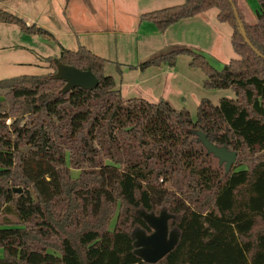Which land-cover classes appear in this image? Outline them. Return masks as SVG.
<instances>
[{"label": "trees", "instance_id": "1", "mask_svg": "<svg viewBox=\"0 0 264 264\" xmlns=\"http://www.w3.org/2000/svg\"><path fill=\"white\" fill-rule=\"evenodd\" d=\"M257 1L252 22L239 0H183L139 15L164 31L216 8V19L231 27L236 57L220 69L181 44L128 65L173 66L186 54L204 87L233 90L217 104L201 98L195 119L165 99L122 97L103 73L105 59L83 45L44 57L52 71L0 79V264H264V0ZM0 23L56 40L6 9ZM56 61L90 70L98 84L61 92ZM196 130L236 151L228 172ZM161 209L172 216L177 242L147 263L131 233L151 231L139 210Z\"/></svg>", "mask_w": 264, "mask_h": 264}, {"label": "rangeland", "instance_id": "2", "mask_svg": "<svg viewBox=\"0 0 264 264\" xmlns=\"http://www.w3.org/2000/svg\"><path fill=\"white\" fill-rule=\"evenodd\" d=\"M88 1L89 4L84 0H0L2 9L11 5L38 14L36 19L40 24H37L49 30L56 39L25 34L16 24L0 23V79L52 71L44 57L56 58L61 47L76 49L84 45L103 56V73L113 78L124 98L142 97L151 102L165 99L175 109L187 110L195 119L201 98L217 104L222 97H235L231 88L204 87L203 72L188 64L190 57L186 54L177 55L173 66H150L143 70L128 67L171 44H181L203 53L212 67L220 69L236 55L230 44L231 27L216 19V8L182 18L159 31L152 21L140 20L139 15L183 0ZM239 5L245 13L242 0ZM251 6L254 9L258 1L253 0ZM244 16L249 17L246 13ZM78 173L69 168L71 177ZM2 217L12 218L13 215L5 213Z\"/></svg>", "mask_w": 264, "mask_h": 264}, {"label": "water", "instance_id": "3", "mask_svg": "<svg viewBox=\"0 0 264 264\" xmlns=\"http://www.w3.org/2000/svg\"><path fill=\"white\" fill-rule=\"evenodd\" d=\"M234 13L238 19L235 9ZM242 35L248 42L243 31ZM55 68L54 77L64 81V85L61 88L63 93L73 87L91 89L98 84L97 77L88 69L81 70L72 65L63 64L60 61H56ZM194 134L196 135V140L205 147L206 152L216 157L218 164L223 165L224 172H228L235 161L236 151L209 141L206 135L199 130L194 131ZM13 191L19 192L20 188H13ZM138 214L150 227L151 231L146 233L140 228H135L132 231L134 253L144 262L155 263L173 249L177 242L178 232L176 229L168 228L167 221L172 216L164 209H161L157 214L139 210Z\"/></svg>", "mask_w": 264, "mask_h": 264}, {"label": "crops", "instance_id": "4", "mask_svg": "<svg viewBox=\"0 0 264 264\" xmlns=\"http://www.w3.org/2000/svg\"><path fill=\"white\" fill-rule=\"evenodd\" d=\"M251 2L253 3V0L250 1V2H246L245 0H242V3H243V6L245 7V13L248 14V18L247 16L245 17V19L248 21V22H252L254 20V9H252L253 7L251 6ZM35 7L38 8V6H36V2H35ZM6 10H12V11H15L16 13H19L21 15V17L26 21L27 24H30V23H35L37 24L39 21H37L38 19L37 16L38 14H36L35 12H32V11H28L27 9H22V8H19L17 9L16 7H11V5H7L6 6ZM9 10V11H10ZM23 10V11H22ZM34 10V8H33ZM11 11V12H12ZM43 9L40 11L42 12ZM243 15L245 14L243 11H242ZM18 15V14H17ZM40 24V22H39ZM38 25V24H37ZM41 26V25H40ZM84 46V45H83ZM92 46V45H91ZM90 49V47L88 48ZM91 50V49H90ZM100 50V49H99ZM101 56V55H100ZM103 57V56H102Z\"/></svg>", "mask_w": 264, "mask_h": 264}]
</instances>
